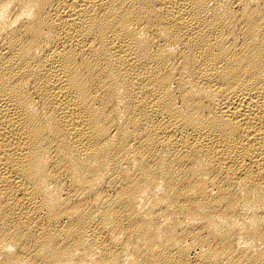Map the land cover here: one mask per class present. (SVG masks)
Segmentation results:
<instances>
[{
	"label": "bare ground",
	"instance_id": "1",
	"mask_svg": "<svg viewBox=\"0 0 264 264\" xmlns=\"http://www.w3.org/2000/svg\"><path fill=\"white\" fill-rule=\"evenodd\" d=\"M0 264H264V0H0Z\"/></svg>",
	"mask_w": 264,
	"mask_h": 264
}]
</instances>
